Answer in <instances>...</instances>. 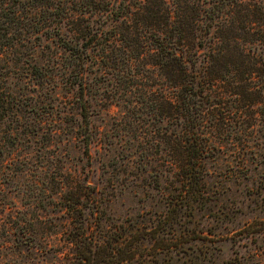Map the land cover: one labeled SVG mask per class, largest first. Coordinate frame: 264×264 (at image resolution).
I'll return each mask as SVG.
<instances>
[{"label":"rangeland","instance_id":"rangeland-1","mask_svg":"<svg viewBox=\"0 0 264 264\" xmlns=\"http://www.w3.org/2000/svg\"><path fill=\"white\" fill-rule=\"evenodd\" d=\"M11 58L0 54L1 83L22 94L0 131V264H73L80 220L93 264H264V119L222 141L207 178L187 185L137 117L140 85L124 94L90 66L96 137L86 151L76 89L35 84L28 55L7 73Z\"/></svg>","mask_w":264,"mask_h":264},{"label":"trees","instance_id":"trees-1","mask_svg":"<svg viewBox=\"0 0 264 264\" xmlns=\"http://www.w3.org/2000/svg\"><path fill=\"white\" fill-rule=\"evenodd\" d=\"M3 53L12 56L7 73L10 64L26 68L28 55L35 84L76 89L86 151L96 137L90 91L98 78L90 66L98 65L103 83L116 78L124 94L140 85L137 117L148 120L154 152L163 150L187 185L207 178L222 141L264 119V0H0ZM2 71L0 131L22 94L1 83ZM72 233L73 264L95 263L83 220Z\"/></svg>","mask_w":264,"mask_h":264}]
</instances>
